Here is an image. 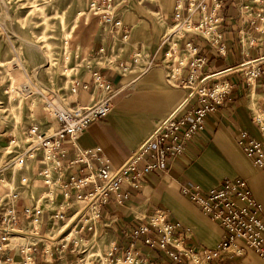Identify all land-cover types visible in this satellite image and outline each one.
Masks as SVG:
<instances>
[{"label": "crops", "instance_id": "1", "mask_svg": "<svg viewBox=\"0 0 264 264\" xmlns=\"http://www.w3.org/2000/svg\"><path fill=\"white\" fill-rule=\"evenodd\" d=\"M176 5L177 0H125L126 10L122 12L129 36L123 38L121 34L99 28L92 44V65L77 82L70 105L87 103L96 95L98 90L92 82L96 71L116 88H123L114 98L112 111L93 122L80 136V146L100 148L99 153L114 167L122 165L162 120L187 101L191 88L182 80L190 74L195 56L206 58L197 72L198 79L206 78L208 85L217 81L209 75L229 69L220 79L226 78L231 85L228 97L208 115L204 131L189 142L183 155L167 164L165 172L145 171L147 158L141 160L137 166L140 187L125 182L121 190L129 192V198L120 204L112 195L92 229L85 217H76L79 205L74 196L64 198L63 190L57 189L55 202L46 205L51 211L46 209L42 213L29 238L37 243L31 264H123L120 260L126 261L129 254L155 264H169L164 251L146 245L144 236L132 235L157 209L165 210L168 219L178 223L182 230H189L188 246L217 248L222 240L221 228L182 193L185 186H197L205 192L221 185L226 178L246 179L263 205L264 216V166L255 164L238 142L241 130L264 139L256 123V117L264 111V63L255 66L257 76L251 80L247 77L249 68L244 66L245 62L264 56V0H224L219 11L223 17V52L202 36L187 34L175 36L171 41L175 48L172 59L165 56L160 46L165 35L175 30ZM182 12L188 13L186 0ZM200 15L197 12L194 18ZM169 28L173 31L168 32ZM188 41L197 46L196 55L187 51ZM135 51L142 52L147 61L156 58L147 71L124 87L140 67L122 76L118 63L130 61ZM171 69L176 72L173 78L168 76ZM4 142L1 138L0 144ZM64 150L67 164L75 157L76 149L66 140ZM93 162L100 164L97 159ZM83 167H68L66 178L82 174ZM0 188L4 191L3 186ZM24 202H20L21 206ZM157 234L154 228L149 236ZM13 253L12 264H23L24 256L19 248ZM212 264H264V259L246 247L243 255L226 256Z\"/></svg>", "mask_w": 264, "mask_h": 264}, {"label": "built area", "instance_id": "2", "mask_svg": "<svg viewBox=\"0 0 264 264\" xmlns=\"http://www.w3.org/2000/svg\"><path fill=\"white\" fill-rule=\"evenodd\" d=\"M184 1L177 0L173 36L199 35L219 52H223V17L219 11L224 0H210L209 4L208 0H186L187 15L182 12ZM117 5V0H101L92 2L91 8L100 16L104 30L127 38L130 30L126 28L124 13ZM197 12L201 15L195 19ZM169 38L170 36L165 35L160 50H164L167 58L173 59L175 48ZM186 49L192 55H196L198 51L192 41L186 43ZM142 58L143 53L135 51L132 52L130 61L118 63L122 76H127L136 66H140L135 77L124 87L147 71L156 57L149 61L144 58V63L140 62ZM205 62L206 58L203 56L192 59L190 74L182 80L191 88L187 101L162 120L139 148L118 167H114L109 159L99 153L100 148H82L79 138L93 122L105 118L112 111L114 98L123 87L116 88L111 80L96 71L92 82L98 91L89 102H76L67 108H61L52 102L48 104L55 120L54 129L46 132L39 125L31 124L27 129L28 137L25 142L15 151L11 150L10 158L0 164V186L4 188L0 192V264H12L15 259L13 251L17 248L23 253V264H31V254L36 250L37 243L28 239L22 245H11V237L18 232L31 238L42 213L46 209L51 211L46 205L55 202L57 189L63 190L64 198L74 196L79 205L76 217H85V222L92 229L100 218L102 207L112 195L120 204L129 198V192L121 190L125 182L140 187L137 166L141 160L147 158L145 171L165 172L169 162L183 155L189 142L204 131L208 115L223 104L231 91L228 80H220L229 69L209 75L210 78L217 79L212 85L207 84L206 78L198 79L197 68ZM261 63H264V56L244 63L249 68V80L257 76L255 66ZM175 75L176 72L171 69L168 76L173 78ZM77 86L78 84L74 88L75 92ZM256 123L264 138V111L256 117ZM66 140L76 149L75 157L67 164L63 159ZM15 142L14 137L10 139L7 148ZM238 142L255 164L264 166V139L259 140L250 136L247 130H241ZM95 159L99 161V165H95ZM77 165L84 166L83 173L73 174L67 179V168ZM182 193L218 223L222 240L217 248L198 249L188 246L186 240L189 230H182L178 223L169 220L163 209L150 214L145 223L133 230L132 235L136 238L144 236L146 245L164 251L169 264H212L226 256L243 255L246 247L253 249L264 259L263 205L254 196L246 179L226 178L221 185L205 192L197 186H185ZM22 200L25 202L21 206ZM32 220L36 222L35 225L31 224ZM25 226L32 230L24 231L22 228ZM154 228L158 234L149 236ZM134 258L137 257L129 254L127 260ZM136 260L143 261L139 258ZM147 262L149 263L145 260V264Z\"/></svg>", "mask_w": 264, "mask_h": 264}, {"label": "rangeland", "instance_id": "3", "mask_svg": "<svg viewBox=\"0 0 264 264\" xmlns=\"http://www.w3.org/2000/svg\"><path fill=\"white\" fill-rule=\"evenodd\" d=\"M99 1L0 0V139L6 141L0 144V164L25 142L31 124L46 132L54 129L48 104L69 107L77 82L92 65V44L103 28L91 8ZM117 2L122 12L124 0ZM13 137L16 142L7 148ZM21 237L12 236L11 245L29 239Z\"/></svg>", "mask_w": 264, "mask_h": 264}, {"label": "bare ground", "instance_id": "4", "mask_svg": "<svg viewBox=\"0 0 264 264\" xmlns=\"http://www.w3.org/2000/svg\"><path fill=\"white\" fill-rule=\"evenodd\" d=\"M175 29V28H174ZM171 31H173V28L171 29V28H169L168 29V32H171ZM173 34H174V31L170 34V35H168V36H170V38L169 39H171L169 42H171V41H173V38L175 37V36H173ZM168 36H166V37H168ZM50 55V54H49ZM51 56V55H50ZM51 61V60H50ZM65 71V70H64ZM67 72V71H66ZM65 72V73H66ZM31 224H36V222L35 221H31ZM31 227H32V225H31ZM21 236H24V238H25V236H26V234H24V233H18V232H15L14 233V235H13V237H21ZM22 238V237H21ZM124 262H128V263H133V262H135V263H138L139 262V260H136V261H134V260H126V261H124Z\"/></svg>", "mask_w": 264, "mask_h": 264}]
</instances>
